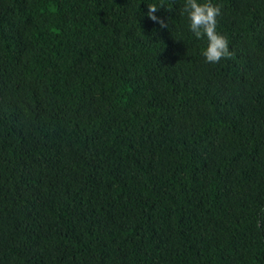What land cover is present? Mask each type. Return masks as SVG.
Here are the masks:
<instances>
[{"label": "trees", "instance_id": "16d2710c", "mask_svg": "<svg viewBox=\"0 0 264 264\" xmlns=\"http://www.w3.org/2000/svg\"><path fill=\"white\" fill-rule=\"evenodd\" d=\"M212 2L216 64L182 0H0V264H264V0Z\"/></svg>", "mask_w": 264, "mask_h": 264}, {"label": "clouds", "instance_id": "9594fccd", "mask_svg": "<svg viewBox=\"0 0 264 264\" xmlns=\"http://www.w3.org/2000/svg\"><path fill=\"white\" fill-rule=\"evenodd\" d=\"M158 7L156 3L148 4L146 15L161 27H167L165 21L155 15ZM180 12L186 18L190 33L196 39L205 41L201 55L206 62L216 64L233 55L228 39L217 30L220 7L212 0H182Z\"/></svg>", "mask_w": 264, "mask_h": 264}]
</instances>
